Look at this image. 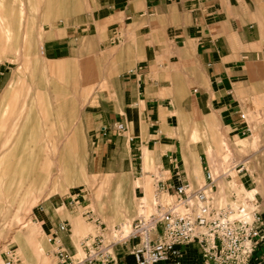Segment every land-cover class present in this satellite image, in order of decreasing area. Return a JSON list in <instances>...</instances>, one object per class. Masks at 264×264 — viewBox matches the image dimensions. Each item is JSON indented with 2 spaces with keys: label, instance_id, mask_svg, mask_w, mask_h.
Wrapping results in <instances>:
<instances>
[{
  "label": "crops",
  "instance_id": "1",
  "mask_svg": "<svg viewBox=\"0 0 264 264\" xmlns=\"http://www.w3.org/2000/svg\"><path fill=\"white\" fill-rule=\"evenodd\" d=\"M66 4L43 16L46 21L36 32L41 36L38 52L42 62L58 69L64 89L51 96L60 101L55 112L79 109L92 173L112 180L141 178L152 171L143 168L148 155L153 168L169 170V184L197 187L210 167L206 140L223 156L226 149L220 150L219 140L224 138L232 155L240 157L233 165L239 184L248 189L258 185L256 177L264 179V0ZM3 75L2 70L0 100H13L16 93L9 85L17 73L2 82ZM18 98L19 108L26 107ZM117 122L124 125L122 132L114 128ZM22 129L24 125L17 130ZM193 133H198L196 140ZM241 140L247 141L243 153L236 148ZM142 191L137 185L135 192ZM46 217L45 232L65 221L68 231L61 236L71 239L68 217ZM180 250L179 264H214L203 259L195 244ZM263 256L264 239L252 263Z\"/></svg>",
  "mask_w": 264,
  "mask_h": 264
},
{
  "label": "rangeland",
  "instance_id": "2",
  "mask_svg": "<svg viewBox=\"0 0 264 264\" xmlns=\"http://www.w3.org/2000/svg\"><path fill=\"white\" fill-rule=\"evenodd\" d=\"M66 2L0 0V71H4L1 81L10 73H17L16 82L13 79L9 85L10 88L13 84L9 90L16 93L15 99L0 100V264H4L9 250L17 254L20 264H55V258L48 252L51 246L47 241L49 233L45 232L46 214L68 217L71 239L67 238L65 244L71 253L80 254L84 238L101 230L97 222L112 228L125 218L130 223L137 216L142 195L135 192L132 182L147 178L151 186L147 202L152 198V180L146 173L141 178L118 180L92 173L93 166L83 146L78 107L71 114L64 115L59 109L60 114L55 112L60 101L52 97L59 96L57 92L64 89L59 83L58 69L39 58L41 36L36 32L40 23L46 21L43 16L53 10L57 13ZM0 91H4L1 83ZM18 97H22L26 107L19 108ZM22 125L24 130L18 131ZM255 143L256 135H253L250 144ZM246 145L247 141H238L237 152L243 153ZM219 146L221 151L228 148L232 152L224 138H220ZM218 152L213 147L207 152L208 159L210 153L216 160L220 159ZM226 153H229L227 149ZM231 157L235 162L240 158ZM209 164L214 175L210 159ZM146 169L154 170L151 165ZM221 177H216L218 192L213 194L217 203H237L257 192L255 198L264 210V179L256 177L258 185L246 189L232 185V177L236 178L234 168L227 178ZM120 186L127 200L119 203L121 208L115 211L109 198L115 196ZM96 194L101 202L93 206L91 198ZM72 197L77 203H68ZM122 214L124 218H120ZM30 230H34L32 234Z\"/></svg>",
  "mask_w": 264,
  "mask_h": 264
},
{
  "label": "built area",
  "instance_id": "3",
  "mask_svg": "<svg viewBox=\"0 0 264 264\" xmlns=\"http://www.w3.org/2000/svg\"><path fill=\"white\" fill-rule=\"evenodd\" d=\"M240 118L244 119L245 114L241 113ZM114 128L122 132L124 125L117 122ZM241 168L242 165L237 171ZM226 172L217 177L229 176ZM145 173L152 180L150 202L144 199L142 191L139 212L130 223L107 228L97 222L101 230L84 238L82 253H71L67 248L61 236L68 231L67 223L61 221L57 225L47 237L51 246L48 252L55 258V264H128L127 255L131 256L132 264H179L180 246L184 244H195L203 259L210 263L253 264L252 255L264 239L256 193L237 203H217L213 196L217 184L208 166L205 182L197 187L188 183L169 184V170L162 166ZM71 202L77 203L73 197ZM5 254L4 264L21 263L14 251ZM263 263L264 256L258 264Z\"/></svg>",
  "mask_w": 264,
  "mask_h": 264
},
{
  "label": "bare ground",
  "instance_id": "4",
  "mask_svg": "<svg viewBox=\"0 0 264 264\" xmlns=\"http://www.w3.org/2000/svg\"><path fill=\"white\" fill-rule=\"evenodd\" d=\"M8 34V33H7ZM8 36V35H7ZM199 136H198V134H196V133H193V135H192V140H196L197 138H198ZM210 137V136H209ZM206 151L209 153V151H212V148H213V145H212V143L210 142V141H208V139L206 140ZM227 150H228V152L229 153H227V154H225V155H223V156H220V159H218V160H216V158L214 157L215 155H213L212 153H210V156H209V159H210V161L213 163V166H214V175H213V177L215 178V180L217 181V172L221 169V168H223L222 170H223V172H225V171H227L226 173H228V174H230V171L233 169V165L235 164L234 162H235V160L231 157L232 156V152L230 151V149H228V148H226ZM234 156V155H233ZM235 157V156H234ZM236 159V158H235ZM186 162V161H185ZM150 160H149V157H148V155H145V157H144V169H145V167H147V166H150ZM147 171V170H146ZM193 171V170H192ZM143 172H144V170H143ZM227 175V174H226ZM147 176V175H146ZM235 176V175H234ZM233 178V181H232V185L233 186H239V185H241V184H239V182L234 178V177H232ZM134 181V180H133ZM132 183H134V184H132L133 186H137V185H140V184H142L144 187H147V190H145L146 192H145V196H144V199L146 200L147 199V195H149V189L151 188V186H150V183H149V180L147 179V178H145V177H142V179H141V182H138V180L136 181V182H132ZM220 183H222V182H220ZM221 185V187L223 188V184H220ZM231 185V186H232ZM119 189L115 192V196L114 197H112L111 199L109 198V200H110V203H111V207H112V209L113 210H120V208H121V203H125L126 202V200H127V195H125L124 194V192H123V190L121 189V186L120 187H118ZM125 195V196H124ZM131 196V195H130ZM100 196L98 195V194H96V195H93V198H91V200H92V205L94 206H97L96 204H98V203H100L101 201L99 200L100 198H99ZM133 200V199H132ZM120 203V204H119ZM102 205V204H101ZM61 209V208H60ZM124 218L125 216H123V214L122 215H120V218ZM124 221H122V222H120V224H127L128 223V221H126V218L125 219H123ZM25 226H28V225H25ZM25 226L23 227V228H25ZM28 231V230H27ZM26 231V232H27ZM34 231V230H33ZM32 230H30V233L32 234V232H33ZM35 235V234H34ZM19 236V235H18ZM79 248V247H78ZM79 254V253H78Z\"/></svg>",
  "mask_w": 264,
  "mask_h": 264
},
{
  "label": "trees",
  "instance_id": "5",
  "mask_svg": "<svg viewBox=\"0 0 264 264\" xmlns=\"http://www.w3.org/2000/svg\"><path fill=\"white\" fill-rule=\"evenodd\" d=\"M126 259H127L128 264H132V258L130 255H127Z\"/></svg>",
  "mask_w": 264,
  "mask_h": 264
}]
</instances>
